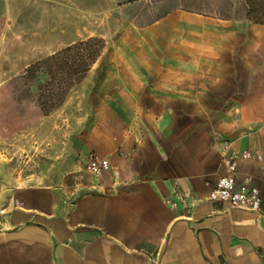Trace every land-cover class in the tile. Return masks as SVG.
I'll use <instances>...</instances> for the list:
<instances>
[{
  "label": "crops",
  "instance_id": "1",
  "mask_svg": "<svg viewBox=\"0 0 264 264\" xmlns=\"http://www.w3.org/2000/svg\"><path fill=\"white\" fill-rule=\"evenodd\" d=\"M246 8L244 0H177L137 28L148 47L130 53L147 90L140 73L153 71L161 102L221 105L209 118L229 145L201 189L188 169L194 143L178 129L169 149L154 145V166L144 150L125 160L112 149L103 178L68 198L0 171V264H264V25ZM225 152L237 155V180L259 188L258 210L209 199ZM174 191L187 196L176 208L165 201Z\"/></svg>",
  "mask_w": 264,
  "mask_h": 264
},
{
  "label": "rangeland",
  "instance_id": "2",
  "mask_svg": "<svg viewBox=\"0 0 264 264\" xmlns=\"http://www.w3.org/2000/svg\"><path fill=\"white\" fill-rule=\"evenodd\" d=\"M138 1L0 0L2 175L14 181L30 178L68 198L91 190L104 176L91 175L81 153L106 158L111 169L112 149L125 160L144 150L143 159L154 166V145L169 149L172 130L178 129L188 133L183 143H194L188 169L201 189L229 145L215 129L217 119L209 118L222 107L161 102L165 98L154 93L153 71L140 73L149 90L141 85L139 72L129 67L138 63L130 53L148 47L137 28L177 0ZM90 38L100 41L91 51L81 47L82 56L77 50L54 56ZM81 59L87 67H78ZM123 89L126 97L108 99ZM170 196L165 201L173 208L187 197L179 191Z\"/></svg>",
  "mask_w": 264,
  "mask_h": 264
},
{
  "label": "built area",
  "instance_id": "3",
  "mask_svg": "<svg viewBox=\"0 0 264 264\" xmlns=\"http://www.w3.org/2000/svg\"><path fill=\"white\" fill-rule=\"evenodd\" d=\"M236 154L223 153L222 165L223 173L218 177L214 187L209 193V199L217 202H226L231 207L256 211L260 206L259 188L249 180L239 182L236 176ZM244 158L252 157L250 152H243ZM261 159L260 154L255 155ZM88 172L98 177L107 171L110 163L106 158H99L93 154H86L83 158Z\"/></svg>",
  "mask_w": 264,
  "mask_h": 264
},
{
  "label": "trees",
  "instance_id": "4",
  "mask_svg": "<svg viewBox=\"0 0 264 264\" xmlns=\"http://www.w3.org/2000/svg\"><path fill=\"white\" fill-rule=\"evenodd\" d=\"M245 1H246V5H247V11H246L247 19L249 21H251L252 23L264 25V0H245ZM99 41L100 40L95 39V38H90L86 41H80L78 43H74V45H69L64 50L56 53L54 56L65 57L64 53H68V52L73 51V50H77L78 54L80 56H82L81 47L84 46V47H86L85 48L86 50L91 51L94 43L99 42ZM88 55L93 56V59H91V62H94L96 54L94 55L92 52ZM85 65H86V67L88 66V64L84 61V59H81L80 63L78 64V67L82 68Z\"/></svg>",
  "mask_w": 264,
  "mask_h": 264
}]
</instances>
